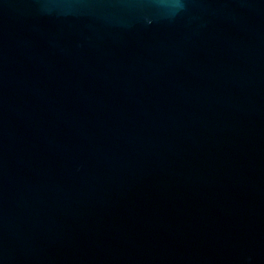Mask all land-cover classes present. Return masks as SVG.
Listing matches in <instances>:
<instances>
[{"label":"water","instance_id":"obj_1","mask_svg":"<svg viewBox=\"0 0 264 264\" xmlns=\"http://www.w3.org/2000/svg\"><path fill=\"white\" fill-rule=\"evenodd\" d=\"M0 264H264V0H0Z\"/></svg>","mask_w":264,"mask_h":264},{"label":"clouds","instance_id":"obj_2","mask_svg":"<svg viewBox=\"0 0 264 264\" xmlns=\"http://www.w3.org/2000/svg\"><path fill=\"white\" fill-rule=\"evenodd\" d=\"M179 6H182V5H179V3H178V7H179Z\"/></svg>","mask_w":264,"mask_h":264}]
</instances>
